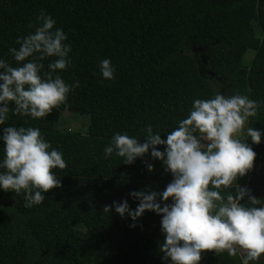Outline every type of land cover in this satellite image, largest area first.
<instances>
[{"label": "trees", "instance_id": "1", "mask_svg": "<svg viewBox=\"0 0 264 264\" xmlns=\"http://www.w3.org/2000/svg\"><path fill=\"white\" fill-rule=\"evenodd\" d=\"M42 10L71 47V64L56 74L79 87L45 118L10 110L0 125V162L3 129L35 127L67 167L52 170L61 187L43 193L39 205L25 207L23 191L0 188V264H171L161 251L162 214L146 210L133 221L114 207L102 209L127 201L134 211L139 200L130 193H162L173 175L151 157V149L131 165L115 153L105 158L104 149L116 133L144 143L146 125L166 140L189 116L194 100L218 94L215 80L226 97L246 95L259 103L245 128L261 132L259 144L250 137L244 141L256 153L252 174L235 184L256 187L249 190L261 200L255 206H264V0H0V59L9 66L24 63L9 49L18 50L17 38L35 32ZM248 51L253 55L246 60ZM54 59L40 61L41 75ZM105 59L114 68L112 80L102 77ZM63 112L88 116L87 131L57 129ZM156 148L164 152L166 145ZM225 191L236 194L235 187ZM157 201L161 207L174 203L159 195ZM240 203L252 206L247 196ZM245 255L202 251L199 264H243ZM249 264H264V254Z\"/></svg>", "mask_w": 264, "mask_h": 264}, {"label": "clouds", "instance_id": "2", "mask_svg": "<svg viewBox=\"0 0 264 264\" xmlns=\"http://www.w3.org/2000/svg\"><path fill=\"white\" fill-rule=\"evenodd\" d=\"M36 20L39 26H34L35 32L17 38L18 50L9 49L16 62H24L22 66L11 67L0 59V125L5 124L10 110L33 119L45 118L79 87L78 81L69 86L56 74L71 64V47L64 43L66 34L54 29L56 21L43 10ZM51 57L55 59L49 63V70L41 75L44 65L40 61ZM99 67L104 79H114L109 59ZM10 102L14 104L12 109ZM258 108L259 103L246 95L226 97L218 93L211 99L194 100L189 116L166 140L154 134L151 125L143 130L146 137L142 144L135 137L116 133L104 149L105 158L115 153L131 165L151 149V157L161 160L174 179L162 193H130L139 200L134 211L123 201L105 205L103 213L114 207L121 217L127 213L133 221L146 210L162 214L165 241L161 251L163 259H170L171 264H199L202 251L236 256L239 250L246 253L243 264L258 261L264 254V206L256 207L261 200L235 184L252 169L256 156L245 139L250 137L254 144L261 141L260 131L245 129ZM2 139L5 147L0 188L17 194L23 191L25 207H32L45 200L43 193L61 187L52 170H63L67 164L63 154L44 140L39 128L9 126L3 129ZM157 145H166L165 151L157 150ZM147 167L149 172L153 170L151 164ZM233 187L235 196L225 191ZM158 195L161 201L172 197L174 203L161 207ZM245 196L252 206L240 203Z\"/></svg>", "mask_w": 264, "mask_h": 264}, {"label": "rangeland", "instance_id": "3", "mask_svg": "<svg viewBox=\"0 0 264 264\" xmlns=\"http://www.w3.org/2000/svg\"><path fill=\"white\" fill-rule=\"evenodd\" d=\"M253 55V51H248L245 55L246 60H249V58ZM214 85H215V89L218 91V93L224 94V90L221 88L220 83L218 80L214 81ZM89 125V117L86 115H79L76 113H69V112H63L58 123L56 124L57 129L59 130H73V131H77V132H85L87 131V127ZM246 128V125H245ZM252 174V170L250 172ZM256 175H259V173L256 172ZM253 177H249L250 182L252 183L253 181ZM251 188H256L253 186L248 187V190H250ZM259 193H261V191H259ZM238 253L240 255H244L246 254L243 251H239Z\"/></svg>", "mask_w": 264, "mask_h": 264}]
</instances>
